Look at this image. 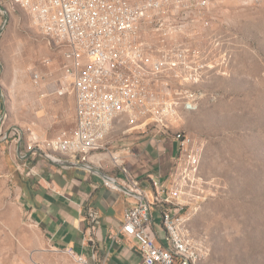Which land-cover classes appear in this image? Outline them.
<instances>
[{"label":"rangeland","instance_id":"374dc122","mask_svg":"<svg viewBox=\"0 0 264 264\" xmlns=\"http://www.w3.org/2000/svg\"><path fill=\"white\" fill-rule=\"evenodd\" d=\"M5 4L7 13L0 11V264H77L66 250L50 247L29 220L18 169L20 154L30 145L48 150L47 140L75 127V96L42 99L33 82L38 70L46 88L55 87L63 75V48L49 44L24 8ZM144 21L152 54L188 47L205 64L201 81L185 84L205 91L199 108L182 110L169 131L190 132L201 151L198 208L182 212L191 236L208 247L200 264H264V0H168ZM165 27L172 34L162 42ZM45 57L50 66L42 64ZM179 80L163 75L159 85L174 89ZM119 126L124 129L126 122ZM147 129L159 130L155 124Z\"/></svg>","mask_w":264,"mask_h":264},{"label":"built area","instance_id":"2783aa9c","mask_svg":"<svg viewBox=\"0 0 264 264\" xmlns=\"http://www.w3.org/2000/svg\"><path fill=\"white\" fill-rule=\"evenodd\" d=\"M168 0H0V11L24 8L47 37L49 44L63 48V75L53 89L44 85L42 72H33L39 96H65L76 99V124L72 130H61L41 146H31L20 154V171L28 169L29 154L36 153L64 167H78L102 179L106 187L133 196L136 203L125 212L122 231L135 237L143 251L144 264H200L208 247L195 239L186 227V208L197 209L200 200L201 151L195 137L184 129L173 131L179 144L172 182L164 185L152 179L155 190L150 200L140 181L128 175L120 179L100 170L92 153L106 149V137L114 120L127 115L131 123L155 124L162 134H169L172 122L181 111L199 108L205 91L186 88L185 84L201 81L205 64L197 52L188 47L168 48L159 56L152 54L144 42L141 25L151 11ZM205 3V2H203ZM162 23L161 26H163ZM167 28V29H166ZM162 42L172 31L163 28ZM42 64L50 66L45 57ZM163 75L179 78L180 86L156 92ZM4 138L9 137L5 133ZM164 209L162 221L169 237L160 244L149 232L153 210ZM91 231L99 219L96 209H89ZM67 253L77 264H91L88 257L72 249Z\"/></svg>","mask_w":264,"mask_h":264},{"label":"crops","instance_id":"0c3cea01","mask_svg":"<svg viewBox=\"0 0 264 264\" xmlns=\"http://www.w3.org/2000/svg\"><path fill=\"white\" fill-rule=\"evenodd\" d=\"M149 29L144 21L142 37L152 51ZM163 87L157 85L156 89L161 92ZM122 122H126L124 129L119 126ZM143 127L131 123L127 115L116 118L106 137V149L92 153L90 158L104 173L120 179L128 175L137 178L152 200V179L166 186L172 182L179 144L172 134ZM124 133L127 135L121 136ZM27 164L28 169L21 171L23 203L29 220L50 247L82 253L91 264H144L139 241L122 231L125 212L136 203L133 196L106 187L98 175L64 167L36 153L29 154ZM91 208L99 213L92 231L88 214ZM163 212L161 206L154 208L147 229L158 243L167 245Z\"/></svg>","mask_w":264,"mask_h":264}]
</instances>
